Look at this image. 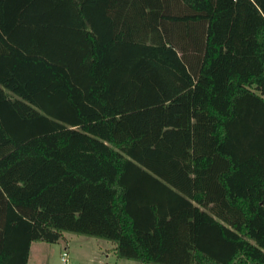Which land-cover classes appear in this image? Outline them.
Segmentation results:
<instances>
[{
  "label": "trees",
  "instance_id": "16d2710c",
  "mask_svg": "<svg viewBox=\"0 0 264 264\" xmlns=\"http://www.w3.org/2000/svg\"><path fill=\"white\" fill-rule=\"evenodd\" d=\"M64 231L264 264V0H0V264Z\"/></svg>",
  "mask_w": 264,
  "mask_h": 264
},
{
  "label": "rangeland",
  "instance_id": "374dc122",
  "mask_svg": "<svg viewBox=\"0 0 264 264\" xmlns=\"http://www.w3.org/2000/svg\"><path fill=\"white\" fill-rule=\"evenodd\" d=\"M63 251L67 261L61 260ZM27 264H142L117 257L108 240L64 231L56 242L31 243Z\"/></svg>",
  "mask_w": 264,
  "mask_h": 264
},
{
  "label": "built area",
  "instance_id": "2783aa9c",
  "mask_svg": "<svg viewBox=\"0 0 264 264\" xmlns=\"http://www.w3.org/2000/svg\"><path fill=\"white\" fill-rule=\"evenodd\" d=\"M61 260L64 263L67 261V253H66V251H63L62 256H61Z\"/></svg>",
  "mask_w": 264,
  "mask_h": 264
},
{
  "label": "crops",
  "instance_id": "0c3cea01",
  "mask_svg": "<svg viewBox=\"0 0 264 264\" xmlns=\"http://www.w3.org/2000/svg\"><path fill=\"white\" fill-rule=\"evenodd\" d=\"M34 242H37V241H33L32 243H34Z\"/></svg>",
  "mask_w": 264,
  "mask_h": 264
}]
</instances>
